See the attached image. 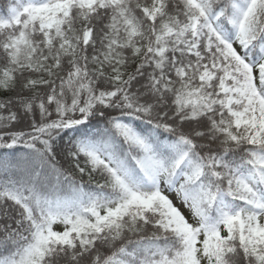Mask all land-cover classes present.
I'll return each instance as SVG.
<instances>
[{"label":"snow or ice","instance_id":"1","mask_svg":"<svg viewBox=\"0 0 264 264\" xmlns=\"http://www.w3.org/2000/svg\"><path fill=\"white\" fill-rule=\"evenodd\" d=\"M0 264H264V0H10Z\"/></svg>","mask_w":264,"mask_h":264},{"label":"trees","instance_id":"2","mask_svg":"<svg viewBox=\"0 0 264 264\" xmlns=\"http://www.w3.org/2000/svg\"><path fill=\"white\" fill-rule=\"evenodd\" d=\"M10 0H0V14H5Z\"/></svg>","mask_w":264,"mask_h":264}]
</instances>
